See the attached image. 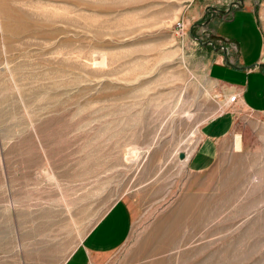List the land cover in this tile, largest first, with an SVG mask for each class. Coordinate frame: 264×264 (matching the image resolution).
<instances>
[{
  "label": "rangeland",
  "instance_id": "rangeland-1",
  "mask_svg": "<svg viewBox=\"0 0 264 264\" xmlns=\"http://www.w3.org/2000/svg\"><path fill=\"white\" fill-rule=\"evenodd\" d=\"M133 2L0 0V264H264V123L196 155L225 49L208 22L133 27ZM125 207V241L82 256Z\"/></svg>",
  "mask_w": 264,
  "mask_h": 264
},
{
  "label": "crops",
  "instance_id": "crops-1",
  "mask_svg": "<svg viewBox=\"0 0 264 264\" xmlns=\"http://www.w3.org/2000/svg\"><path fill=\"white\" fill-rule=\"evenodd\" d=\"M210 1L139 0L137 4L133 2L130 8L132 20L147 21L133 23V27L162 29L183 23L184 42L193 43L200 36H206L208 23L215 26L211 33L225 51L219 53L214 49L211 52L208 77L219 89L222 99L217 104L222 112L206 126L207 131L196 151V155L202 157L215 155V145L211 141L219 137L230 138L234 134L235 139H239L242 131L239 119H257L259 123H264V31L255 10L244 0L242 8L234 7L224 19H219V14L212 18L207 14L210 7H222L219 10L228 11L234 0ZM232 96H238L235 103L229 102ZM126 210L125 207L115 213L110 212L97 225L83 244L82 256H92L113 248L104 244L112 242L111 245L116 243L118 246L125 241L130 225Z\"/></svg>",
  "mask_w": 264,
  "mask_h": 264
},
{
  "label": "water",
  "instance_id": "water-1",
  "mask_svg": "<svg viewBox=\"0 0 264 264\" xmlns=\"http://www.w3.org/2000/svg\"><path fill=\"white\" fill-rule=\"evenodd\" d=\"M244 6V0H235L230 6H229V9L228 11H221L219 9H216L214 7H210L208 10H207V13L208 14H211L212 13V18H215L216 14H221V15H227L231 12V10L234 8V7H240L242 8ZM264 67V65H262Z\"/></svg>",
  "mask_w": 264,
  "mask_h": 264
},
{
  "label": "built area",
  "instance_id": "built-area-1",
  "mask_svg": "<svg viewBox=\"0 0 264 264\" xmlns=\"http://www.w3.org/2000/svg\"><path fill=\"white\" fill-rule=\"evenodd\" d=\"M179 27L181 28L182 25H179ZM238 100V96H232L229 100L230 103H235Z\"/></svg>",
  "mask_w": 264,
  "mask_h": 264
}]
</instances>
